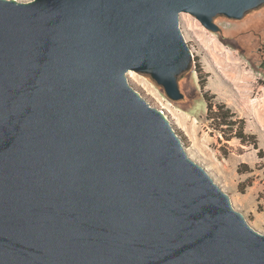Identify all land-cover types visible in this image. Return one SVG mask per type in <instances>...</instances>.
<instances>
[{"label": "water", "instance_id": "water-1", "mask_svg": "<svg viewBox=\"0 0 264 264\" xmlns=\"http://www.w3.org/2000/svg\"><path fill=\"white\" fill-rule=\"evenodd\" d=\"M264 0H0V264H264V234L167 114L194 54Z\"/></svg>", "mask_w": 264, "mask_h": 264}, {"label": "rangeland", "instance_id": "rangeland-1", "mask_svg": "<svg viewBox=\"0 0 264 264\" xmlns=\"http://www.w3.org/2000/svg\"><path fill=\"white\" fill-rule=\"evenodd\" d=\"M253 11L240 20L217 16L220 32L207 29L192 14H181L180 27L194 54L192 70L180 78L183 100H171L149 75L130 71L128 79L152 106L167 114L189 156L208 170L230 194L234 207L264 234V157H259L253 145L237 138L226 141L213 128L195 67L197 60L208 75L205 90L216 96L213 102L225 103L237 118L244 119L246 132L257 137L264 151V70L253 54L261 45L257 36L264 28V8ZM241 164L253 171L240 173ZM248 178L252 184L242 193L239 185Z\"/></svg>", "mask_w": 264, "mask_h": 264}, {"label": "trees", "instance_id": "trees-1", "mask_svg": "<svg viewBox=\"0 0 264 264\" xmlns=\"http://www.w3.org/2000/svg\"><path fill=\"white\" fill-rule=\"evenodd\" d=\"M196 61V72L200 79L201 89L205 100L207 101V119L211 122L213 128L218 131L226 141H231L234 138L239 139L243 144L253 145L255 149H259L258 155L264 157L263 149L258 146L257 137L254 134L246 132V121L239 119L236 114L223 102H213L215 95H211L208 90H205L208 75L204 72L201 64ZM210 96V99H209ZM253 169L247 164H241L240 173L252 172ZM252 180L248 178L245 182L240 183L239 191L245 193V189L251 186Z\"/></svg>", "mask_w": 264, "mask_h": 264}, {"label": "flooded vegetation", "instance_id": "flooded-vegetation-1", "mask_svg": "<svg viewBox=\"0 0 264 264\" xmlns=\"http://www.w3.org/2000/svg\"><path fill=\"white\" fill-rule=\"evenodd\" d=\"M262 8H264V5L255 11H259ZM257 38L259 39L261 45L258 47L257 53L255 52L253 54L257 57L256 59L259 61L260 68L264 70V28L262 29V32L258 34Z\"/></svg>", "mask_w": 264, "mask_h": 264}, {"label": "bare ground", "instance_id": "bare-ground-1", "mask_svg": "<svg viewBox=\"0 0 264 264\" xmlns=\"http://www.w3.org/2000/svg\"><path fill=\"white\" fill-rule=\"evenodd\" d=\"M133 73V72H132Z\"/></svg>", "mask_w": 264, "mask_h": 264}]
</instances>
